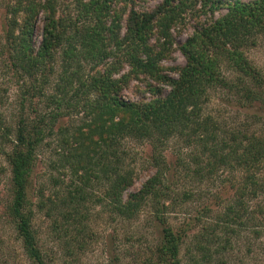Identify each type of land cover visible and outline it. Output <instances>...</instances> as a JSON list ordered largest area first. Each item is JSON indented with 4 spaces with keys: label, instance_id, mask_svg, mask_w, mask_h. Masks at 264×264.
Here are the masks:
<instances>
[{
    "label": "trees",
    "instance_id": "16d2710c",
    "mask_svg": "<svg viewBox=\"0 0 264 264\" xmlns=\"http://www.w3.org/2000/svg\"><path fill=\"white\" fill-rule=\"evenodd\" d=\"M74 1L78 14L63 20L55 16L56 0H13L9 6L12 18L6 40L16 71L34 77L42 67L50 69L55 54L62 50L65 68L59 80L66 86H56L54 94L46 96L56 105L49 120H59L62 101L83 115L81 125L71 134L61 126L55 132L49 127L46 134L45 120L40 121L41 127L33 125V120L30 124L19 120L10 152H4L11 197L5 218L20 238L28 259L43 264L31 226L29 190L38 152L50 147L45 142L48 136H54L57 151L69 146L62 160L59 155L61 164H55V169L68 170L73 200L84 195L94 182L107 185V205L128 219L145 200L155 203V218L161 229L155 264H178L186 233L174 232L165 223L168 183L175 173L170 180L158 159L171 138L191 146L194 153V167L180 163L183 167L177 180L182 170L184 177L194 182L210 180L220 172H226V178L235 175L224 185V194H215L211 202L202 204L195 219L220 207L218 215L225 233L252 229L260 236L264 231V135L249 131L247 125L228 129L206 115L204 106L210 91L220 90L235 97L238 107L264 112V79L246 55L264 37V0H162L143 11L136 8L142 0ZM119 3L122 11L117 8ZM221 10L225 13L215 17L214 13ZM42 12L41 41L36 48L34 31ZM187 15L194 21L193 32L178 45L185 63L164 67L161 62L172 58V29L184 26ZM73 64L76 69L85 64L93 67L81 76L75 68L69 72ZM124 67L128 71L115 78ZM222 68L233 77L221 76ZM130 80L145 85L140 95L148 93L147 101L122 98V89ZM162 87L168 88L164 96ZM249 116L264 122L263 114ZM8 136L0 117V141L8 142ZM129 139L149 144L157 171L123 201V194L133 185L132 173L124 168L122 158V144ZM41 194L39 190L36 197ZM193 195L192 191L182 193L180 203ZM55 196H59L57 191ZM47 201L52 203L51 196ZM229 242L228 237L224 244ZM197 247L206 252L202 245Z\"/></svg>",
    "mask_w": 264,
    "mask_h": 264
},
{
    "label": "rangeland",
    "instance_id": "374dc122",
    "mask_svg": "<svg viewBox=\"0 0 264 264\" xmlns=\"http://www.w3.org/2000/svg\"><path fill=\"white\" fill-rule=\"evenodd\" d=\"M12 1L0 0V117L9 132L8 142L0 141V264H34L26 256L20 238L5 218V210L11 197L8 191L9 167L4 152H10L14 140L13 133L19 120H28L29 124L30 120H33V125L38 127L43 126L40 121L45 120L46 134L49 127H54L55 132L60 126L66 127L67 134H71L81 125L83 115L79 110L77 112L74 108H67L66 103L62 101L59 120L53 123L49 120V116L55 112L56 105L46 96L53 95L56 86H66L64 81L59 80L65 68L62 64V50L55 54L50 69L42 67L34 77L16 71L6 40V31L12 18L9 11ZM161 1L142 0L137 3L136 8L138 11L150 10ZM44 2L45 0H41V3ZM117 8L122 11L123 5L119 3ZM224 13L225 11L221 10L214 14L216 17ZM43 14L44 12L40 13L35 26L36 48L41 41ZM77 14L74 0H56V18L74 19ZM20 19L21 16L18 15L17 21ZM193 26L194 21L187 15L184 26L172 29L175 36L172 58L169 61H162V66L170 68L184 65L185 58L178 45L183 44L192 34ZM246 55L264 79V37L259 38L256 45L246 51ZM110 61L111 59L107 60ZM92 67L93 64H85L77 70L73 64L69 72L75 68L79 75L86 76ZM127 71L128 68L124 67L114 77L117 78ZM221 73V76L233 77L225 68H222ZM171 76L177 78V75ZM144 86L138 80H130L122 89V98L131 102L140 101L141 98L147 101L148 93L140 95L141 91L145 90ZM167 90V87H162L163 96ZM204 112L228 129L247 125L249 131L264 135V122L249 116L252 113L263 114L264 118V112L255 108L242 109L238 107L235 97H230L220 90L210 91ZM53 138L54 136H48L45 142H49L50 147H42L38 152L29 190L31 226L43 264H155L161 235L160 226L155 218V203L149 199L145 200L140 210L128 219L115 213L112 206L107 205V185L94 182L84 195L81 193L83 196L79 194L81 197L73 200L72 195H69L73 187L70 186L68 170L59 167L55 169V164L58 166L61 164L59 158L62 160L69 146L57 151ZM122 147L123 166L133 176L132 187L122 196L124 201L130 193L140 190L144 183L155 175L157 169L154 167L148 143L129 139L123 142ZM192 154L194 153L191 146L186 147L182 141L171 138L162 152V157L158 159L170 180L175 173L172 181L168 183L167 193L170 199L165 200V204L169 206V211L165 214V223L174 232L186 230L179 248L178 264H264L263 230L260 236L255 235L252 229H243L236 234L225 233L222 218L218 215L220 207L214 208L216 210L206 217L195 219L202 204L211 202L215 194L221 192L224 194V185H228L229 180L235 175L226 178L229 175L220 172L210 180L194 182L185 178L182 170L177 180L175 177L183 167L180 163L190 168L194 167L191 162ZM39 190L42 191L41 195L44 194L43 197H40L41 195L39 198L36 197ZM54 190L58 192V198L54 197ZM188 191L193 192L192 199L180 203L182 193ZM49 196L52 203L47 201ZM227 236L230 242L225 245ZM208 240L213 243L206 244ZM198 244L206 248L204 249L206 252L200 251Z\"/></svg>",
    "mask_w": 264,
    "mask_h": 264
}]
</instances>
